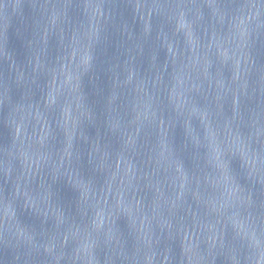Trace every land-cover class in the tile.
Segmentation results:
<instances>
[{
    "label": "water",
    "instance_id": "95a60500",
    "mask_svg": "<svg viewBox=\"0 0 264 264\" xmlns=\"http://www.w3.org/2000/svg\"><path fill=\"white\" fill-rule=\"evenodd\" d=\"M0 264H264V0H0Z\"/></svg>",
    "mask_w": 264,
    "mask_h": 264
}]
</instances>
